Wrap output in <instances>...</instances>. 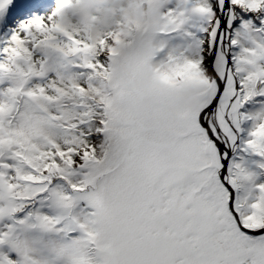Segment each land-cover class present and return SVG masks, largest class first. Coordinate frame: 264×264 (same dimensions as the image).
Instances as JSON below:
<instances>
[{
  "label": "snow or ice",
  "instance_id": "6c2138e0",
  "mask_svg": "<svg viewBox=\"0 0 264 264\" xmlns=\"http://www.w3.org/2000/svg\"><path fill=\"white\" fill-rule=\"evenodd\" d=\"M149 4L0 38V264H264V0Z\"/></svg>",
  "mask_w": 264,
  "mask_h": 264
},
{
  "label": "clouds",
  "instance_id": "9594fccd",
  "mask_svg": "<svg viewBox=\"0 0 264 264\" xmlns=\"http://www.w3.org/2000/svg\"><path fill=\"white\" fill-rule=\"evenodd\" d=\"M57 11L65 26L96 38L135 31L157 19L149 0H57Z\"/></svg>",
  "mask_w": 264,
  "mask_h": 264
},
{
  "label": "rangeland",
  "instance_id": "374dc122",
  "mask_svg": "<svg viewBox=\"0 0 264 264\" xmlns=\"http://www.w3.org/2000/svg\"><path fill=\"white\" fill-rule=\"evenodd\" d=\"M57 0H12L6 11L0 16V38H10L21 25L36 17H47L54 12ZM0 251L17 259L15 253L9 252L7 246Z\"/></svg>",
  "mask_w": 264,
  "mask_h": 264
}]
</instances>
